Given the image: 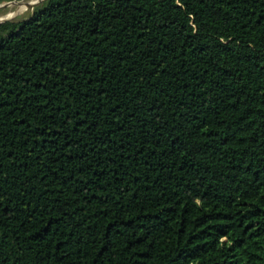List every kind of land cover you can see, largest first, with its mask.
<instances>
[{
    "label": "trees",
    "instance_id": "trees-1",
    "mask_svg": "<svg viewBox=\"0 0 264 264\" xmlns=\"http://www.w3.org/2000/svg\"><path fill=\"white\" fill-rule=\"evenodd\" d=\"M0 264H264V0L0 22Z\"/></svg>",
    "mask_w": 264,
    "mask_h": 264
},
{
    "label": "rangeland",
    "instance_id": "rangeland-1",
    "mask_svg": "<svg viewBox=\"0 0 264 264\" xmlns=\"http://www.w3.org/2000/svg\"><path fill=\"white\" fill-rule=\"evenodd\" d=\"M29 1L32 0H9V1H1L0 2V21L6 19L7 15L11 14V13H16L18 12V10H20V12L13 17V19H21L26 17L29 12L31 11V9L29 8H22L20 7L22 3H27ZM9 3V4H8ZM5 5V6H2ZM22 9V10H21ZM17 10V11H16Z\"/></svg>",
    "mask_w": 264,
    "mask_h": 264
},
{
    "label": "bare ground",
    "instance_id": "bare-ground-1",
    "mask_svg": "<svg viewBox=\"0 0 264 264\" xmlns=\"http://www.w3.org/2000/svg\"><path fill=\"white\" fill-rule=\"evenodd\" d=\"M36 0H32V1H29L27 3H22L20 7L26 9V8H29L31 7L34 3H35ZM2 6H5V5H2ZM22 10V9H21ZM17 11V10H16ZM20 12V10H18V12L16 13H11L9 15H7L6 17L7 18H13L14 16H16L18 13ZM21 13V12H20Z\"/></svg>",
    "mask_w": 264,
    "mask_h": 264
},
{
    "label": "water",
    "instance_id": "water-1",
    "mask_svg": "<svg viewBox=\"0 0 264 264\" xmlns=\"http://www.w3.org/2000/svg\"><path fill=\"white\" fill-rule=\"evenodd\" d=\"M42 1H44V0H36L35 1V3L31 6V7H29V9H33L36 5H38L39 3H41ZM9 4V3H8ZM13 18H6V19H4V20H2V21H0V22H4V21H7V20H12Z\"/></svg>",
    "mask_w": 264,
    "mask_h": 264
}]
</instances>
